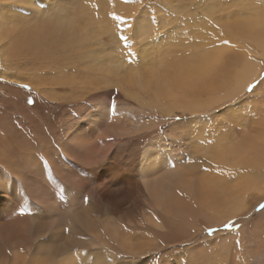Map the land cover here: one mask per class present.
<instances>
[{"label": "bare ground", "instance_id": "obj_1", "mask_svg": "<svg viewBox=\"0 0 264 264\" xmlns=\"http://www.w3.org/2000/svg\"><path fill=\"white\" fill-rule=\"evenodd\" d=\"M72 1L70 6L67 3L59 6L67 9L71 15L60 17L54 26L55 32L45 35L33 32L25 35L22 33L24 28L6 29L3 24L7 19L0 6V92L6 89V84H10L7 85L9 87L15 85L10 82V73L19 68L15 60L24 58L31 48L37 49L38 57L50 61L56 69L67 68V62H81L76 54L69 52L74 39L71 33H76V28L69 30V21H74L76 8L79 28L88 33L83 22L87 15L84 8L86 3L74 0L78 3L72 4ZM8 21L13 23L10 19ZM194 27V24H189L186 30ZM251 27L244 22L230 26L231 30L247 33V36ZM12 35L19 38H11ZM204 35L205 32H201L199 38ZM253 42L260 45L258 39ZM102 54L98 53L100 60L104 58ZM248 64L242 58L233 71L241 79H246L244 73ZM30 77L32 84L41 82V79L46 82L43 76L41 79L33 75ZM48 84H44L40 89L41 95L36 98L39 102L45 100L51 104ZM239 84L242 87L243 82ZM147 87L139 88V92H147ZM23 99H8L26 109L19 113L20 118L17 113L15 116L0 114V184L3 185L0 189V264H30L35 246L53 239L59 240L55 245L56 264H130L127 256L132 253H142L138 264H145L144 257H148L147 264H196L204 260L207 264H213L215 245L205 244L202 249L199 244H203L200 242L201 236L209 238L206 229L219 227L227 220L220 217L217 211L228 201L241 214L244 205L248 207V193L259 195L264 189L243 171L240 175L245 181L240 180L231 186L213 177L212 183L200 186L185 175L202 169L199 161L206 154L210 161L214 158L223 165L240 167L232 159L214 156L211 150H202L204 137L201 136L199 141L193 139L185 130L181 131L183 127L176 123L171 124L168 130H162L164 124L172 120L169 115H176L175 121L177 116H195L209 111L214 102L203 100L192 105L168 107L160 112L164 118L157 122L159 112L156 104L159 101H139V105H134L119 98L115 116L106 111L107 103H98L95 110L85 115V127L66 125L64 119L60 118L57 122L60 128H57L50 115H32V110H28ZM137 99L139 95L135 97ZM39 102L36 104L45 107ZM178 108L193 111L181 109L182 112L177 114L173 109ZM191 125L194 127L198 124ZM59 130L62 132L59 133ZM119 139L124 146L108 154L116 147L113 143L116 140L119 142ZM144 145L147 150H142ZM17 146L26 150V165H21L14 151ZM126 153L131 154V159H128L129 163L122 171L118 164ZM189 158L198 163H188ZM68 159L74 166L81 167L83 172L68 164ZM87 161L97 167L107 166L105 172L108 176L116 178V174L121 173L123 177L109 181L99 179L98 182L96 175L88 180L85 175ZM173 164L176 165L175 169L171 167ZM246 165L257 168L256 176L263 175V157L260 161L256 154ZM69 176L74 178L73 183L68 182ZM115 184L117 187L113 190ZM37 186L45 194L43 199L36 197L34 188ZM122 186L125 187L124 191L121 190ZM85 196L88 197L87 203L82 202ZM231 215L234 217L235 213ZM248 215L254 217L253 212H248ZM25 223L47 224L49 228L46 232L34 229L31 234H25L19 229ZM244 227L252 230L253 226ZM254 229L256 231L252 230L250 235L257 245L255 251L259 252L264 249V241L261 240L264 239V223L255 224ZM185 245H192L193 252L177 249V246ZM194 247L197 248L196 253ZM21 248L24 251H20ZM162 254V262L159 263L158 257ZM261 263L264 264L263 261ZM240 264L248 263L241 261Z\"/></svg>", "mask_w": 264, "mask_h": 264}, {"label": "rangeland", "instance_id": "obj_2", "mask_svg": "<svg viewBox=\"0 0 264 264\" xmlns=\"http://www.w3.org/2000/svg\"><path fill=\"white\" fill-rule=\"evenodd\" d=\"M73 2L74 0L72 4ZM77 3L78 2H74V4ZM83 3H86L84 8L87 12V15L83 18V22L85 23L84 29H86L88 33L81 31L79 28V21L75 13L76 8H74V21H69L67 19L70 23L69 30L73 31L76 28V33H71L74 39L69 46V52L76 54L77 57L81 59V62H67V68L56 69L52 66L50 61L38 57L37 49L31 48V52L24 58H17L15 60V65L19 68L10 73L12 77L10 82H13L15 85L9 87L7 85L10 84H6V89L1 90L0 114L5 115L8 113L15 116V113H17V117L19 116L18 118H20L21 115L19 113L26 111V109L17 106L13 100L8 99L11 97L24 98V103L28 105V110H32V115H50L52 122L56 124L57 128H60V124L57 123L60 118L64 119V124L66 125L78 124L85 127V120L87 119L85 115L89 111L95 110L98 103H107L110 95H112L115 103L118 102L119 98L128 104L134 105H139V101L151 103L156 100L153 92H139V88L141 89L147 85L146 82L138 81L135 87H132L124 71H121L125 63L123 45L122 42L119 41L118 34L115 31L117 22L111 19L109 13L114 12L124 19L134 22L132 30L128 29V25H121L124 29L122 34L128 35L129 42L132 44V48L129 49V51L137 54L136 57L131 59H139L140 62L143 63L149 54H153L163 48L171 54L172 62L174 66H177L183 64L186 60V55L181 54H186L192 50L190 41L198 39L200 33L208 31L207 29L209 28V31H216L208 24V21H212L213 23L219 21L221 25H224L226 21L222 20L221 17L225 13H229L234 20L243 22L248 13L258 11V9L252 7L253 0H129L128 3H125L124 0H91L89 2L88 0H83ZM62 4H64L62 0H40L39 4L37 0H0V6L4 10L3 13H5L4 18L7 19L3 27L11 31L15 28H24L22 33L25 35L32 33L31 26H33L38 19L56 16L57 12L62 9L59 7L62 6ZM113 4L115 5L114 7ZM161 5H163V7H161ZM96 6H98V12ZM21 18L23 20L18 22ZM9 19L13 22L12 24L9 23ZM189 24H194L195 27L191 30H186ZM236 24L237 23H235V25ZM137 27H139V31L135 30ZM224 30L232 38L231 42L236 44V48L233 50L225 47L221 48L219 51L221 53H227L234 58V67L239 66L242 58L245 59V62L247 60L249 63L247 71L244 73L247 78L239 81L243 82L244 85V83L250 82L252 77L257 75L258 71H264V49H262L261 45L253 41L249 43L247 33L237 32L231 30V28H225ZM53 32H55L54 26L41 35ZM6 34L7 31L4 32V35ZM237 37L239 38L237 39ZM11 38L16 39L19 38V36L13 37L12 35ZM99 52H103L102 56H104V58L102 60H100L98 56ZM249 56L253 59L249 60ZM127 70L132 71L134 69ZM30 75H33L36 79H41L40 77L43 76L46 81L45 83H49L47 89L50 91V97L52 99L51 104H48L45 100L41 102L37 100L36 96L41 95L40 89L44 87L45 83L43 82L44 80L41 79V82L37 81L32 84V82H30V78L32 77H30ZM22 85H27V87H22ZM115 88L120 89L118 96L113 92ZM18 90L20 94H18ZM137 95H139V99L135 100ZM29 100H31L32 103L27 102ZM204 100L215 102L214 97H208ZM36 102L44 104L45 107L37 105ZM156 106L159 112L156 121L160 122L161 119L164 118V115L160 114V112L171 106L162 105L160 102L157 103ZM181 109L189 112L193 111L184 108L173 110L179 114L182 112ZM24 115L29 116L27 113ZM169 116H171L172 120L168 124H164L162 130L166 131L171 124L176 123L178 126L183 127L181 131L185 130L187 135H191L193 139L199 141L200 137L203 136L204 138L201 141L202 150H210L205 142L215 139L216 136L223 131L222 120L205 119L201 114L179 118L176 119V121V115ZM66 119L68 121H66ZM147 120L148 119H146V121ZM193 123L198 125L193 127L191 125ZM60 132L62 131L59 130V133ZM113 144L116 147L108 154L124 146V144L120 142V139L119 142L116 140ZM144 147L145 145L142 150L145 149ZM103 149L105 152V148ZM257 156L261 161L262 157L259 154H257ZM128 159H131L130 153H126L123 156V161L118 164V167L122 171L125 170L126 165L129 163ZM233 161L238 164L235 160ZM181 162L184 163L183 160ZM67 163L72 164L69 159ZM217 164L223 170V175L213 171L212 177L223 182L227 186L238 184L240 180L245 181L240 175L243 171L247 172L251 179L260 187H264V173L262 176H256L255 171L257 168L255 167L246 165L243 168H234L232 164L223 165L217 161V159L213 158L211 160V165ZM211 165L208 160H204L201 163V168ZM73 168L79 172H83L81 167L73 165ZM106 169L107 166L97 167L90 161H87L85 175L88 180H92V178L97 175L96 180L98 182L99 179L102 181H109L116 180V178L120 180L123 177L121 173L116 174V178L113 175L108 176L109 174L107 175L105 172ZM229 179L232 180L228 181ZM116 187L115 184L112 189L114 190ZM123 189H125V187L122 186L121 190ZM253 193L255 192L248 193V207L244 205L241 214H238L233 204H229L228 201L223 208L217 211L220 217L227 219L224 223H226L228 219H232L239 225H242L238 230H225L223 229V223L219 227H211L220 228V232L211 237L208 236V239H204V236H201V238H203L200 242L203 244L199 245L202 249H204L205 244L212 243L215 245V253L214 256H212V260L213 257L215 260L213 264H240L241 261L248 264H262V261L264 263V249L256 252V242L250 235L253 232L252 230H255V224L264 223V211L259 210V205L264 204V189L259 192V195ZM253 195L254 197L251 198ZM232 212L235 213L234 217L231 215ZM248 212H253L254 217L248 215ZM244 226L253 227L252 230H249ZM262 235L264 238V233ZM261 240L264 241V239ZM177 247V249L181 251L193 252L192 245H190V247L189 245ZM227 248H229V250H227ZM196 249L197 248L194 247V253H196ZM250 250L252 253H250ZM235 253L237 254L236 256ZM162 256L163 254L158 257L159 263L162 262ZM238 259H241V261ZM249 260H251V262Z\"/></svg>", "mask_w": 264, "mask_h": 264}, {"label": "snow or ice", "instance_id": "obj_3", "mask_svg": "<svg viewBox=\"0 0 264 264\" xmlns=\"http://www.w3.org/2000/svg\"><path fill=\"white\" fill-rule=\"evenodd\" d=\"M124 2L128 3L129 0H124ZM37 3L39 4L40 0H37ZM62 3H67L70 6L71 0H62ZM96 7L98 12V6ZM252 7L258 11L248 13L243 20L244 23L252 26L248 34V42L251 43L258 39L264 49V0H253ZM66 15L70 16L71 14L67 9L62 8L56 17H42L31 26V31L41 35L56 26L58 19ZM109 15L113 21L117 22L115 31L123 45L125 63L121 71H124L132 87H135L138 81L146 82L148 87L145 90L153 92L155 99L165 106L192 105L208 97H214L215 102L211 105L210 110L201 113L205 119L223 121L222 133L218 134L215 139L205 142L212 154L235 160L241 168L245 167L246 163L256 154L264 157V71H258L252 81L246 82L243 87H240L239 81L242 77L233 71L234 58L219 51L225 47L233 50L236 48V44L231 42L232 38L224 29L241 21L232 19L229 13H225L221 17L226 21L224 25H221L219 21L215 23L208 21V24L216 31H205L203 37L190 41L192 50L181 54L186 55V60L177 67L172 62L171 54L163 48L149 54L143 63L139 59H131L137 54L129 51L132 44L129 42V36L122 34L124 29L121 25H128V29L132 30L134 22L126 20L114 12ZM135 30L139 31V27ZM248 59L253 58L249 56ZM127 69L134 70L128 71ZM22 87H27V85H22ZM113 92L118 95L120 89L115 88ZM28 102L32 103L31 100ZM105 108L112 116L116 115L117 105L112 95L109 96ZM14 151L20 159L21 165H26V150L22 146H17ZM204 160H208L207 154L199 162L202 163ZM208 162L211 165V161L208 160ZM188 163H198V161L189 158ZM171 167L175 169L176 165L173 164ZM213 171L223 175V170L218 164L203 167L195 173L190 172L185 175L193 183L202 186L213 182L211 175ZM148 174L152 175L151 172ZM67 179L69 183L74 182L72 176ZM2 188L3 185L0 184V189ZM34 192L38 199L44 198L45 194L39 186L34 188ZM82 202L87 203L88 197H83ZM17 207L19 208V205ZM259 210L264 211V204L259 205ZM240 227L234 220L223 224L225 230H238ZM48 228L47 224L25 223L19 226L20 231L25 234H31L34 229L46 232ZM63 230L67 231L68 229ZM220 231V228L210 227L206 229V234L211 237ZM58 243L59 240L53 239L36 245L31 253L30 264H56L57 247L55 245ZM208 248L210 251L211 246L209 245ZM20 251H24V249L21 248ZM141 255L142 253H132L127 256V260L130 264H138ZM144 261L147 264L148 257H144ZM196 264H207V261H197Z\"/></svg>", "mask_w": 264, "mask_h": 264}]
</instances>
